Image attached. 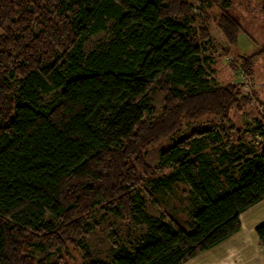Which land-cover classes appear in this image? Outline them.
I'll use <instances>...</instances> for the list:
<instances>
[{
	"label": "trees",
	"instance_id": "16d2710c",
	"mask_svg": "<svg viewBox=\"0 0 264 264\" xmlns=\"http://www.w3.org/2000/svg\"><path fill=\"white\" fill-rule=\"evenodd\" d=\"M192 7L189 0H0V264H66L35 251L70 246L83 264H181L229 240L241 213L264 200V100L245 92L244 80L217 85L206 55L210 30L193 31ZM109 22L110 39L86 53L85 42ZM216 23L237 45L240 21L224 9ZM254 58L238 55L230 65L251 75ZM155 84L164 102L147 120ZM51 93L53 103L44 104ZM254 101L260 115L242 130L232 111ZM206 114L218 120L198 122ZM186 121L191 129L150 164L148 148ZM147 182L161 194L185 185L191 230L171 214L148 212V200L160 201ZM97 207L147 225L131 249L114 243L111 262L93 258L86 240ZM255 229L264 245V220Z\"/></svg>",
	"mask_w": 264,
	"mask_h": 264
},
{
	"label": "rangeland",
	"instance_id": "374dc122",
	"mask_svg": "<svg viewBox=\"0 0 264 264\" xmlns=\"http://www.w3.org/2000/svg\"><path fill=\"white\" fill-rule=\"evenodd\" d=\"M189 1L193 5L192 15L195 18V22L192 25L193 31H196L199 27H207L210 30L212 42L210 50L206 52V55H210L214 60L211 65V73L215 77L217 85H224L229 82L236 83L244 80V83H242L244 91L247 93L256 91L259 98L264 100V0H229L230 6L228 7H221L222 0H208L212 4L209 8L211 13L210 19H207L203 15L201 5L203 2L206 3L205 0ZM224 9L237 18L242 25V31L239 34V40L235 46L229 44L216 23V21H219V15ZM111 35L112 22H109L105 31H101L88 38L84 44L85 52L90 53L98 49L100 44L110 39ZM244 54L255 55L253 74L251 75L247 74L243 68L234 70L230 65V62H234L233 58L237 59L238 55ZM149 98L153 111L146 113L145 118L152 120L154 116L161 112L164 102V95L160 92L157 84L152 87ZM54 99V93L44 95L43 103L51 104ZM259 107L260 105L254 101L244 108L233 110L232 117H234V124L242 130L250 129L254 120L260 115L258 112L260 110ZM213 119L214 121L218 120L212 114H206L198 122L204 123L207 120ZM193 125L192 122L186 121L180 131L150 146L146 154L147 161L150 164L158 163L161 150L167 149L175 144ZM247 140L251 142L252 137L250 136ZM146 186L152 195L160 201L158 205H154L148 200L147 210L149 213L157 216H161L162 213L171 214L187 230H191L190 224L192 219L189 211L192 205L189 195L186 194L185 185L180 182H175L171 184L170 189H165L163 194L154 191V183L147 182ZM256 212H261L257 216V223L260 220H264V200L255 205L254 208H251L250 211L241 213V215L243 214L240 216L243 224H241V229L243 228V230L239 235L234 236V234L229 240L207 252L199 253L197 256L191 257L181 264H252V262H248V259L263 257L264 248L257 246L253 249L243 248L247 243L250 246H255V239L258 237L255 229L256 224L253 222ZM89 223L95 225L89 229L86 238L91 248L92 257L106 262H111V248L114 243L118 242L119 245L131 249L137 240L147 231L146 224L135 223L125 216H117L112 213L104 214L101 207H97L93 211ZM259 244L262 245L261 243ZM35 254L38 258L48 257L50 262H55L57 257L62 255L66 264H83L82 251L71 246L67 251H61L59 254L50 253L48 250L45 252L36 250ZM237 255L241 256L238 257Z\"/></svg>",
	"mask_w": 264,
	"mask_h": 264
},
{
	"label": "crops",
	"instance_id": "0c3cea01",
	"mask_svg": "<svg viewBox=\"0 0 264 264\" xmlns=\"http://www.w3.org/2000/svg\"><path fill=\"white\" fill-rule=\"evenodd\" d=\"M261 202H263V200H262ZM261 202H260V203H261ZM253 208H254V207H253ZM250 210H251V209H250ZM250 210H249V211H250ZM259 214H261V212H256V216H255L254 221H253L254 224H256V226L258 225V223H260V221H263V220H260V221L257 223V220H256V219H257V216H259ZM242 215H243V214H242ZM242 215H241V216H242ZM259 219H261V218H259ZM259 219H258V220H259ZM241 224H242V222H241ZM242 225H243V224H242ZM255 228H256V227H255ZM242 230H243V228L240 229V232H237L234 236L239 235V234L241 233ZM240 238H241V237H240ZM243 238H245V236H243ZM258 244H259V242H258V237H256V239H255V246H253V245L250 246V245H248V243H247L246 245H244L243 248H244V249H245V248L253 249V248H256V246L259 247V248H264V245H260V244H259V245H260V246H259ZM251 251H252V250H251ZM253 251H254V250H253ZM204 252H207V251H204ZM256 252H257V251H256ZM262 252H263V251H262ZM202 253H203V252H202ZM237 256L239 257V256H241V255H237ZM249 261L252 262V264H255V262H256V264H264V255H263V257H254V259H251V258H250V259H248V262H249Z\"/></svg>",
	"mask_w": 264,
	"mask_h": 264
}]
</instances>
